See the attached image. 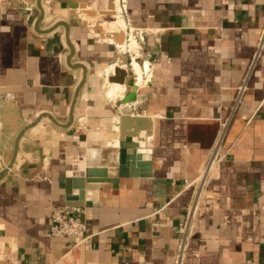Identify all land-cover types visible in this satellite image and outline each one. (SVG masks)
I'll return each mask as SVG.
<instances>
[{"label":"crops","instance_id":"crops-1","mask_svg":"<svg viewBox=\"0 0 264 264\" xmlns=\"http://www.w3.org/2000/svg\"><path fill=\"white\" fill-rule=\"evenodd\" d=\"M126 1L127 22L146 32L138 44L150 82L138 92L131 76L108 96L112 68L128 60L101 37L123 35L113 0H43L38 25L37 0H0V98L11 104L0 119V172L10 166L0 180V264H61L73 242L50 236L55 208L82 213L90 264H173L191 195L183 185L226 120L224 159L183 264H264V51L251 64L264 0ZM22 2L35 8L30 18ZM118 112L153 128L149 163L128 161L122 178ZM80 117L86 131L75 133Z\"/></svg>","mask_w":264,"mask_h":264},{"label":"built area","instance_id":"built-area-1","mask_svg":"<svg viewBox=\"0 0 264 264\" xmlns=\"http://www.w3.org/2000/svg\"><path fill=\"white\" fill-rule=\"evenodd\" d=\"M233 1H250V0H219L220 5L225 6ZM114 10L113 17L119 20L122 24V29L115 26L117 31L124 35V44L127 45L131 40L137 43L143 42L146 32L133 28L126 20L127 14V1L126 0H113ZM23 10L27 13L28 17L35 13V8L22 2ZM119 54L127 56L128 66L132 73L133 86L139 91L145 89L150 82V68L147 62H143L140 58L139 44L136 52L118 48ZM264 51V29H262L258 38L254 54L252 56L251 64L254 65L258 58ZM137 63L144 71L143 81L138 82L135 73L132 69V64ZM148 64L146 68L145 64ZM113 69L111 75L113 74ZM245 91V85L241 86L238 90L239 96ZM140 116V115H135ZM228 127V121H224L219 129L216 140L208 153V156L198 174V176L191 182H185L183 191H190V200L185 208L184 218L179 229V240L176 248V253L173 259V264H183L187 254L190 239L193 233L194 222L201 210L202 203L211 184L217 168L220 166L224 159L222 151V144L224 141L225 133ZM86 131L85 117H80L76 120L74 125L75 133H83ZM82 213L79 210L71 211L69 209L55 208L51 213L50 236L54 239H65L73 242V245L68 252L61 259V264H90L86 261L85 255L91 248V237L86 234V224L81 219Z\"/></svg>","mask_w":264,"mask_h":264},{"label":"water","instance_id":"water-1","mask_svg":"<svg viewBox=\"0 0 264 264\" xmlns=\"http://www.w3.org/2000/svg\"><path fill=\"white\" fill-rule=\"evenodd\" d=\"M43 0H37V10L39 12V18L37 20V25L43 20L44 18V10L42 8ZM88 15L93 16V12H86ZM72 18H76V15H73ZM62 26V24L56 25ZM94 29L95 34L101 33V31L97 28ZM55 28H52L54 30ZM114 30V29H113ZM103 39H108L114 41L116 45H122L124 43V36L121 33L113 34L111 36L103 35L101 36ZM70 52L72 54L73 49L68 45ZM70 56L72 57V55ZM82 69V67L80 66ZM83 70V69H82ZM132 73L128 66L126 58H124L123 63L118 67L116 66L113 69V74L111 77L108 78L107 82L109 84H117L120 86L125 85L127 78L131 77ZM85 74L81 82L79 83L75 94L74 99L71 104V108L68 114V121L64 128L71 127L74 121V113L76 109L77 99L81 88L84 85ZM11 106L8 102H3L0 98V119L3 118V110L7 109ZM45 116H38L36 122H38L41 118ZM34 125V124H33ZM116 130L118 132V156H117V177L122 178L126 176L125 166L128 161H134L140 155L146 156L145 161L149 163V155L150 151L148 149L147 143L148 139H150L153 135V128H152V119L147 116H135L131 114H124L122 112L117 113V123H116ZM23 132L20 133L18 139L22 136ZM17 143V142H16ZM16 148V144L13 145V149ZM13 155V154H12ZM8 166L5 170L0 172V180L8 173ZM92 172H87V174H91ZM108 172L105 170L102 171L103 177H106Z\"/></svg>","mask_w":264,"mask_h":264},{"label":"bare ground","instance_id":"bare-ground-1","mask_svg":"<svg viewBox=\"0 0 264 264\" xmlns=\"http://www.w3.org/2000/svg\"><path fill=\"white\" fill-rule=\"evenodd\" d=\"M115 20H116L115 26L118 25L119 28L122 27L121 22L119 20H117L116 18H115ZM127 47L129 49V51H132L133 49H136L137 48L136 41L131 40L129 42V44L127 45ZM145 66L147 68V64H145ZM132 69H133V72L135 73V76H136V79L138 80V82H141L142 81V68L140 67V65H138L137 63L134 62L132 64ZM122 90H123V86H120V85H117V84H113V86L111 87V89L108 92V96H112V95H115L117 93H121Z\"/></svg>","mask_w":264,"mask_h":264},{"label":"rangeland","instance_id":"rangeland-1","mask_svg":"<svg viewBox=\"0 0 264 264\" xmlns=\"http://www.w3.org/2000/svg\"><path fill=\"white\" fill-rule=\"evenodd\" d=\"M112 12H113V11H112ZM120 28L122 29V27H120ZM134 41H135V40H134ZM128 44H129V43H128ZM128 44H127V45H128ZM136 44H137V48H138V43L136 42ZM127 45H125L124 43H123L122 45H119L120 50L125 49V50H128V51H129ZM137 48H136V49H133V50L130 51V52H136V51H137ZM118 63H119V62H118ZM110 100H112V99H110Z\"/></svg>","mask_w":264,"mask_h":264}]
</instances>
